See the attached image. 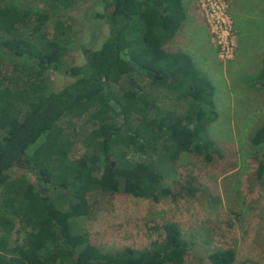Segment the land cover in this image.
<instances>
[{"label":"trees","instance_id":"trees-1","mask_svg":"<svg viewBox=\"0 0 264 264\" xmlns=\"http://www.w3.org/2000/svg\"><path fill=\"white\" fill-rule=\"evenodd\" d=\"M28 1L46 4L54 12L58 6L72 3ZM50 1L53 4L49 5ZM103 7L96 17L108 23L107 36L85 65L73 66L65 60L73 43L63 21H57V33L36 51L38 39L32 32L45 25L49 14L41 7H24L11 0L0 4V65L5 66L0 69V264L184 262L188 243L174 224L165 225L167 241L153 250L118 254L93 249L88 253L86 240L75 244L78 235L74 234L73 219L89 216L91 192H121L155 201L176 199L177 193L166 179L175 171L180 146L207 162L224 156L205 120L207 110L216 107L215 85L188 52L167 48L188 17L185 0H104ZM49 70L70 73L74 80L59 90L43 91L40 88ZM156 71L164 76L162 81L155 77ZM133 72L179 92L184 106L162 109L154 96L131 84ZM259 78L264 81V58ZM30 81L37 83L36 97L30 103L12 102V92L23 90L21 83ZM85 103L95 108L94 117L88 121L100 134L87 127L77 131L75 126L72 131H63L61 120ZM131 106L145 110L146 119L131 116ZM185 130L189 139L178 138ZM54 131L59 132L65 152L78 141L85 148L82 157L72 162L75 184L55 155L42 146ZM251 142L263 153L260 175L264 171V125L256 129ZM126 151L136 156L129 157ZM156 157L159 167L152 164ZM20 159L27 167H34L33 172L25 168L38 181L56 189V197H44L40 186L27 175H10L15 167L23 171L25 165ZM181 190L193 196L198 188L181 184ZM19 215L27 229L25 239L9 255L1 246L14 233ZM82 243L86 248L80 252L77 246ZM236 256L233 248H219L209 259L212 264H235Z\"/></svg>","mask_w":264,"mask_h":264},{"label":"rangeland","instance_id":"rangeland-1","mask_svg":"<svg viewBox=\"0 0 264 264\" xmlns=\"http://www.w3.org/2000/svg\"><path fill=\"white\" fill-rule=\"evenodd\" d=\"M11 1L24 7H41L49 14L45 25L32 32L38 39L36 51L57 33L58 20L65 23L73 43L65 55L69 65H85L108 34L107 23L96 17L98 12H103L104 0H72L69 6H58L57 12L43 3ZM220 1L222 14L219 15L220 21H225L224 32L218 31L217 19L210 15L218 33L213 31L199 0H185L188 17L167 48L188 52L215 85L216 107L207 110L205 120L223 158L207 162L180 146L175 171L166 179L177 193L176 199L162 197L155 201L121 192H91L88 195L89 216L73 219L74 234L78 235L75 244L86 240L90 245L88 253L93 249L118 254L129 250H153L167 241L165 225L174 224L188 243L183 264H212L209 255L219 248L235 249V264H264V171L258 174L263 153L251 142L256 129L264 125V81L259 80L264 58V0ZM49 3L53 4L52 1ZM204 3L209 8V1L204 0ZM4 67V63L0 65L1 70ZM45 76V84L40 88L43 91L59 90L74 80L70 73L54 70H49ZM133 79V85L154 96L162 109L182 108L184 103L179 92L155 85L140 75ZM10 81L14 79L10 77ZM130 82L132 84L131 79ZM21 86L23 90L12 92L11 101L30 103L36 97L37 83L30 81ZM94 109L92 103H85L81 108L71 110L61 120L62 130L72 131L75 126L80 131L87 127L100 134L95 124L88 121L94 117ZM143 111L131 106L130 112L131 116L145 120ZM182 136L189 139V131L185 130L178 138ZM42 146L55 155L75 184L76 167L72 162L84 154L82 143L76 142L65 152L59 132L54 131ZM124 153L129 157L136 156L130 151ZM152 164L159 167L157 157ZM22 170L15 167L9 173L27 175L37 185L32 173L26 168ZM97 171H100L99 167ZM181 184L194 185L198 191L193 196L188 195L181 190ZM46 191L50 197H56V192L49 188ZM26 230L24 219L19 215L15 219L14 233L2 243L1 251L11 255L25 239ZM85 248V243L77 246L80 252Z\"/></svg>","mask_w":264,"mask_h":264},{"label":"built area","instance_id":"built-area-1","mask_svg":"<svg viewBox=\"0 0 264 264\" xmlns=\"http://www.w3.org/2000/svg\"><path fill=\"white\" fill-rule=\"evenodd\" d=\"M209 1V8L205 5L204 3V0H199V5L201 6L205 16L207 17V20L209 22V24L211 25V27H213V31L215 33H218L217 31H215L214 29V26H213V23L210 19V15L211 16H215V18L217 19V25H218V28H219V32H224V28H226L225 26V21L224 19L222 21H220V15L219 14H222V5H221V1L220 0H214V4L212 3V0H208ZM217 36L220 37L219 34H217Z\"/></svg>","mask_w":264,"mask_h":264},{"label":"flooded vegetation","instance_id":"flooded-vegetation-1","mask_svg":"<svg viewBox=\"0 0 264 264\" xmlns=\"http://www.w3.org/2000/svg\"><path fill=\"white\" fill-rule=\"evenodd\" d=\"M107 23V22H106ZM107 25H108V23H107ZM94 53V52H93ZM92 53V54H93ZM133 73H135V72H133ZM137 74L135 73V75L133 74L132 76H130V79H131V81H132V84L134 83V77L136 76ZM154 75H155V77L159 80V81H162L163 79H164V76L159 72V71H156L155 73H154ZM144 77V76H143ZM146 78H149V77H146ZM151 81H152V79L151 78H149ZM152 83L153 84H155L153 81H152ZM156 85V84H155ZM158 86H162V87H164L165 89H167V90H171V89H169L168 87H166V85H160V84H158ZM136 89H139L138 87H135ZM143 90V89H142ZM144 91V90H143ZM122 119H123V117H122ZM124 129H126L125 128V126H124ZM20 162H22L21 161V159H20ZM22 165H25V163L24 162H22ZM29 168L30 169V171H32L33 172V166H29L28 165V167L25 165L24 166V168ZM31 173V172H30ZM33 175V174H32ZM34 178L37 180V185H39L40 186V188L43 190L42 191V194H43V196L44 197H50L49 195H48V193H47V191H46V189H51L52 190V192H55L56 191V189L54 188V187H52V186H49V184H48V186H45V185H43V182H40V181H38V179L36 178V176H34ZM51 198V197H50Z\"/></svg>","mask_w":264,"mask_h":264}]
</instances>
